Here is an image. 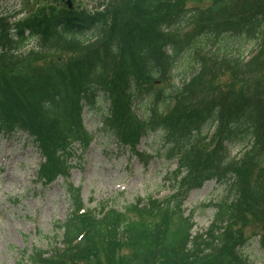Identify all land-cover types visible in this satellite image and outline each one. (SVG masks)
<instances>
[{"label":"trees","instance_id":"1","mask_svg":"<svg viewBox=\"0 0 264 264\" xmlns=\"http://www.w3.org/2000/svg\"><path fill=\"white\" fill-rule=\"evenodd\" d=\"M32 38L39 40L37 53L69 39H101L96 51L28 77L16 62L0 72V133L24 132L33 140L45 157L40 178L68 176L71 134L90 139L81 113L98 99L107 104L104 138L136 151L141 138L158 136L165 158L177 159L178 167L172 195L122 208L108 201L87 208L69 183L71 210L55 223L62 247L33 250L29 262L252 264L241 232L247 219L264 223V0H116L96 13L67 11L15 25L0 16L1 50H21ZM177 63L188 71L177 85L161 87ZM225 74L231 88L216 85ZM210 131L212 151L203 146ZM236 143L251 147L242 160H229L225 153ZM210 180L225 194L210 205L209 228L194 235L183 193Z\"/></svg>","mask_w":264,"mask_h":264},{"label":"rangeland","instance_id":"2","mask_svg":"<svg viewBox=\"0 0 264 264\" xmlns=\"http://www.w3.org/2000/svg\"><path fill=\"white\" fill-rule=\"evenodd\" d=\"M68 1L71 9L67 5ZM112 2L116 0H0V16H3L5 23L15 25L32 18L41 19L67 11L79 15L96 13ZM100 42L101 39H86L83 42L69 39L57 44V47L52 46L50 51L37 53L34 50L39 40L32 38L21 50L0 49V56H3L0 57V72L5 73L12 62H16L15 68L20 72L24 70L21 76L28 77L39 69H48L50 64L61 59L68 62L81 54L96 51ZM253 45L248 44L244 51L246 57ZM17 55L22 57L15 58ZM185 67L175 64L171 81L164 82L163 88L177 85L180 82L178 76L188 71ZM231 80V75L225 74L215 83L231 88ZM98 100L92 109L88 104L83 106L81 113L84 127L92 137H89L91 142L87 143L79 135L71 134L66 151L72 148V156L71 152L64 155L65 159H69L68 181L60 177L51 184L40 180L38 169L42 153L33 140L24 132L15 135L0 133V264H31L27 256L33 250L50 251L56 244L59 245L62 232L55 223L64 221L69 213V183L79 190L78 194L87 208L94 207L100 201H108L122 208L139 197L162 199L173 193L171 185L175 186V183L171 173L176 166L165 158L159 137L149 135L140 141L138 151H146L144 156L124 148L112 137L104 138L99 128L107 104L103 99ZM135 110L140 114L141 109L136 105ZM212 143L207 138L203 146L212 151ZM250 147L239 143L230 145L225 153L226 158L242 160ZM257 170L259 168L253 170L252 179H258ZM176 187L180 186L177 184ZM183 194L186 196L183 207L187 209V214H193V234L205 232L212 224L215 213L210 205L216 203L225 190L215 180H210L202 188ZM259 218H264L262 212ZM258 220L247 219L241 232H244L242 240L245 241L243 251L252 264H264V223ZM59 247H62L61 244Z\"/></svg>","mask_w":264,"mask_h":264}]
</instances>
